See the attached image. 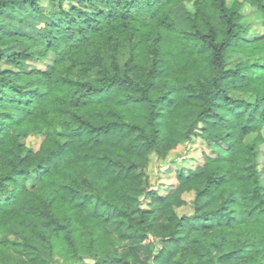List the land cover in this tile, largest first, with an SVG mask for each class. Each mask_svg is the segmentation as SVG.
<instances>
[{
    "label": "trees",
    "instance_id": "16d2710c",
    "mask_svg": "<svg viewBox=\"0 0 264 264\" xmlns=\"http://www.w3.org/2000/svg\"><path fill=\"white\" fill-rule=\"evenodd\" d=\"M184 1L0 0L45 23L0 31V233L21 239L0 263L19 245L29 264H264V0H193L180 29ZM197 139L203 163L154 188L152 158ZM94 203L119 239H152V262L118 252Z\"/></svg>",
    "mask_w": 264,
    "mask_h": 264
},
{
    "label": "rangeland",
    "instance_id": "374dc122",
    "mask_svg": "<svg viewBox=\"0 0 264 264\" xmlns=\"http://www.w3.org/2000/svg\"><path fill=\"white\" fill-rule=\"evenodd\" d=\"M44 7L47 11L51 8L49 4H45ZM169 10L176 26L180 29H187L188 22L186 20V15L194 11L193 0H185L179 6H171ZM243 13L245 22L253 23L254 30H258L260 25L259 21L256 20V15L254 14L253 9L246 6L243 8ZM44 28L45 23L42 20L36 19L26 8H20L18 10L6 9L4 12L0 13V31L36 35L37 33L42 32ZM26 48L27 46L25 44H17L13 46V49L17 51L24 50ZM44 49L43 45H39L38 53L42 54ZM46 65V63L37 64L41 70H45ZM26 142L32 148L37 149L40 145L41 138L29 137ZM203 152L209 153V150L203 141L197 139L195 142L178 146L165 160L153 157L148 172L154 188L159 189L161 193L167 192L171 186L177 183L176 172L178 169L184 166L195 168L203 163ZM259 164L260 168L264 167L263 153L260 156ZM186 198L189 200L191 195H187ZM188 210L189 208L185 207L179 211L182 213ZM90 212L94 214H103L111 218V223L108 227L114 233L113 242L121 255L130 251H136L140 254L143 260L152 262L156 253V248L154 247L151 238L138 241L136 237L132 236L128 239L121 240L117 237V223L114 221V213L111 210L102 207L98 203H94L90 208ZM19 231L20 228L16 224H12L0 233V239L3 240L5 238H10L14 241V243H20L21 239ZM124 232L133 235V233L127 228H124ZM37 245L43 247V244L41 243H38ZM10 252L11 258L8 263L0 264H29L24 260L26 255L21 246L16 245V248L13 247ZM93 262V255L90 254L85 255L80 264H92Z\"/></svg>",
    "mask_w": 264,
    "mask_h": 264
}]
</instances>
